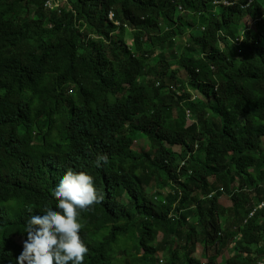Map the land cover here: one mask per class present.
Returning <instances> with one entry per match:
<instances>
[{"label":"trees","instance_id":"obj_1","mask_svg":"<svg viewBox=\"0 0 264 264\" xmlns=\"http://www.w3.org/2000/svg\"><path fill=\"white\" fill-rule=\"evenodd\" d=\"M66 1H68L69 10L60 9L59 14L58 11H55L57 13L54 14V12L45 9L44 4L47 0H0V73L6 68L0 74V77H2L0 78V84L3 86V90H0V129L4 128V132L0 130V136H3L0 137V157H3V159L0 158V178L2 177L0 179V198H2L0 199V228L5 229L6 227V230H3L4 233L0 230V254L2 255L0 263L6 264L14 258L16 259L20 250L18 245H14V241L20 238L27 239V234L23 230L32 214L27 210L28 205H30V208H34L33 212L35 214L39 215L43 214V209L46 206L55 208L56 200L52 196V190L60 177L69 168H73L74 171H84L90 174L94 179V185L98 193L100 192L106 197L101 203L96 204L97 208L94 205L93 209L90 210L91 212H82L83 214L80 215V222L85 227V229L82 228L80 235L89 249L83 264H152V259L158 252H164L165 264H203L194 256L200 246L203 249L202 257L207 260L206 264H217V260L224 256L225 252L229 256L226 264H231V262L235 264L234 259H236V264H239V262H242V264L243 262L244 264H256L258 259L264 258V209L250 220L247 219L251 209L257 204L253 205V202L245 197L249 193L255 192L259 197L258 200H255V203L264 200V198L261 199V197H264V0H253L254 2L252 0ZM193 4L194 6H192ZM218 7L220 8L218 9ZM195 9L198 10L194 11ZM254 9L259 14L256 15L255 12H252ZM237 10L241 11L240 14ZM113 13L116 18L114 21L111 20V16H114ZM117 13L118 15H116ZM52 14L53 16H51ZM124 14L128 15V18ZM67 16L71 17L68 18ZM196 16H199L198 22L197 18H194ZM245 18L254 26L248 28L241 25ZM52 21L54 22L52 23ZM123 29L126 31L124 32ZM196 29L200 32L203 31L201 36L199 35L200 38L196 34ZM166 34L168 35L165 36ZM172 34L176 36L174 37ZM212 34H216V37ZM138 35L139 37H137ZM195 36L196 38H193ZM205 38L209 40H205ZM147 40L149 41L146 42ZM228 42L230 43L228 44ZM172 44L173 46H171ZM85 47L86 49H84ZM223 50L224 53L222 54ZM225 50L227 51L225 52ZM99 51L101 54H99ZM227 53L229 56H227ZM81 55L87 56L86 59ZM202 55H209L210 57L208 56V59L205 60ZM219 56H222V59ZM168 59L177 67L172 68L171 66V69H169L170 66L166 61ZM219 60L225 62L220 63ZM62 61L63 63H60ZM108 61L113 65L107 64ZM120 61L126 67L124 65L122 67ZM94 62H96L95 65H93ZM68 63L70 64L69 67L67 66ZM230 63L232 64L230 65ZM3 64L4 66H2ZM11 64L14 66L13 69ZM65 65L67 69H65ZM62 67L64 71L61 70ZM80 69L82 70L80 71ZM180 70H184L187 76L186 81L180 76ZM234 72L238 75L236 76ZM85 74L90 77L88 75L87 78L84 77ZM98 75L102 77L99 76L101 77L99 78ZM132 75L134 78L131 77ZM242 75L243 77H241ZM92 76L95 78H91ZM106 78L110 79L107 80ZM114 81H117V83ZM1 85L0 89H2ZM242 87L245 88L242 89ZM55 88H57V92ZM230 88H233V90ZM80 89L85 90L84 94ZM245 92H247V95ZM93 94L95 98L92 96ZM47 97L49 99H46ZM87 97L91 102H87L89 101ZM91 97L94 99L92 100ZM75 98L77 101H75ZM58 100L59 103L57 104ZM78 100H81V103ZM242 100H245L247 105L244 102L242 106H239V104H242ZM63 101L64 103H62ZM173 101L176 103H173ZM250 101L255 104L250 103V105ZM235 102H238V104ZM223 104L224 106H222ZM248 104L250 109H248ZM44 109L47 110L44 111ZM169 109L171 113L168 114ZM246 109H248L247 113ZM84 110L88 111L86 115ZM187 111L190 114H187ZM234 111H236L235 114ZM52 112L56 113L54 117ZM65 115L67 119H70L67 120ZM93 116L97 119L94 120ZM170 119L171 122H169ZM162 120H165L164 123ZM59 123L61 125L58 126ZM52 124L55 126L53 127ZM60 126L63 129H59ZM29 127L33 128L32 136ZM23 129H25L24 132ZM126 132L128 133L126 134ZM70 134L72 135L70 136ZM101 135H103L102 138ZM119 135L122 137H118ZM115 138H118L117 143ZM123 139L126 140H124L126 144L123 143ZM23 140L25 141L23 142ZM70 142L75 144V147ZM65 145L72 148L69 149ZM76 145L80 146L77 147ZM174 145L179 146L180 151H176ZM34 146L35 149L37 148L36 150ZM38 147L41 149L40 151ZM27 148L30 149L27 151ZM70 150L71 152H68ZM3 151H6L5 154ZM127 151L129 155L125 156ZM29 152L30 154H28ZM112 152L115 154L111 155ZM16 153H18L17 156L21 153V156L16 158ZM132 153L135 154L132 155ZM63 154H65V158ZM4 156L8 158L5 157L4 159ZM100 156H107V163L101 161L102 166L97 167L96 160ZM113 156L115 162L112 159ZM119 156L124 158L123 163L125 162V164H122ZM165 156L167 158H164ZM9 157L11 161H8ZM137 157L138 159H136ZM156 158H159L158 161H156ZM125 160L128 162L126 163ZM115 165H117L116 168ZM120 166L123 167L120 168ZM112 168L114 173L109 170ZM92 172H96L97 175L94 174L97 177ZM144 172L148 173L150 178ZM161 175L162 177H160ZM212 177H214V181ZM147 179L148 182H146ZM25 184L27 185L24 186ZM9 187L11 188L9 189ZM222 188L225 189V192L220 191ZM19 191L22 193L20 194ZM24 191L25 193H23ZM5 193L9 196L7 197ZM227 193L232 196L233 205L231 207L224 206L220 200ZM11 199L13 201L18 199L16 202L20 205L23 204L22 207L16 206V202L12 203L13 206ZM242 199L244 200L242 201ZM10 206L13 208L14 214ZM237 206H241V208H237ZM16 207L17 210L14 209ZM244 210L249 211L244 213ZM221 211L224 212L223 215ZM25 212L27 213L25 214ZM246 219L247 224L244 225ZM12 223L15 224V226L13 225L15 229H9ZM227 224L229 228L231 227L230 229L237 226L238 231L235 234L238 235L227 232L226 230H229L225 228ZM22 225L24 226L22 227ZM8 230L14 231L7 235L5 232ZM219 232H223L224 235L221 237ZM2 244L6 248H3ZM9 246H13V249ZM5 251H8L7 254ZM14 261L17 262V259Z\"/></svg>","mask_w":264,"mask_h":264},{"label":"clouds","instance_id":"obj_2","mask_svg":"<svg viewBox=\"0 0 264 264\" xmlns=\"http://www.w3.org/2000/svg\"><path fill=\"white\" fill-rule=\"evenodd\" d=\"M61 9L69 10L68 1H65ZM114 19L115 16L113 19L111 16V20L114 21ZM202 56L207 60L209 55ZM101 161L107 163V156L97 158V167L102 166ZM221 191L225 192V189ZM52 196L56 200L55 208L46 206L42 215L35 214L32 208L27 209L29 213H32L23 230L27 234V239L20 238L14 241V245H18L20 250L16 258L17 262H7L6 264H83L89 249L80 235L83 228L80 215L82 212L91 210L94 205L101 203L104 196L102 193H98L94 179L90 174L84 171L77 172L71 168L60 177L52 190ZM226 196L232 198L228 193ZM258 198L249 200L253 202V205L257 204L251 209L247 218L249 220L264 209V200L255 203ZM247 219L244 221V225L247 224ZM226 227L229 228V225H225ZM226 231L235 234L238 227L229 228ZM219 234L221 237L224 235L223 232H219ZM202 254L203 249L200 246L194 256L206 264L207 260L202 257ZM227 258H229L228 255ZM227 258L221 256L217 260V264H226ZM260 261H264V258L258 259L256 264ZM152 264H165L164 252L156 253L152 259Z\"/></svg>","mask_w":264,"mask_h":264},{"label":"bare ground","instance_id":"obj_3","mask_svg":"<svg viewBox=\"0 0 264 264\" xmlns=\"http://www.w3.org/2000/svg\"><path fill=\"white\" fill-rule=\"evenodd\" d=\"M142 1H143V0H142ZM166 1H167V0H166ZM188 1H189V0H188ZM202 1H204V0H202ZM202 1H201V3H202ZM252 1H253V0H252ZM109 2H110V1H109ZM175 2H176V0H175ZM185 2H186V1H185ZM213 2H214V1H213ZM213 2H212V3H213ZM240 2H241V1H240ZM243 2H244V1H243ZM253 2H254V1H253ZM61 3H62V2H61ZM189 3H190V2H189ZM201 3H200V4H201ZM205 3H206V2H205ZM215 3H216V2H215ZM256 3H258V2H256ZM63 4H64V3H63ZM126 4H127V3H126ZM132 4H133V1H132ZM138 4H139V3H138ZM141 4H143V2H141ZM185 4H186V3H185ZM197 4H198V3H197ZM197 4H196V5H197ZM231 4H232V3H231ZM259 4H260V3H259ZM261 4H262V3H261ZM129 5H130V4H129ZM134 5L136 6V4H134ZM182 5H183V4H182ZM189 5H191V4H189ZM202 5H203V3H202ZM213 5H214V4H213ZM219 5H220V4H219ZM234 5H235V4H234ZM237 5H238V4H237ZM241 5H242V3H241ZM253 5H254V4H253ZM125 6H126V5H125ZM135 6H134V8H135ZM139 6H141V5H139ZM139 6H138V7H139ZM192 6H194V4H193ZM206 6H207V5H206ZM175 7H176V6H175ZM185 7L187 8L186 5H185ZM201 7H202V6H201ZM203 7H204V6H203ZM203 7H202V8H203ZM223 7H224V6H223ZM232 7H233V6H232ZM244 7H245V6H244ZM254 7H255V6H254ZM263 7H264V6H263ZM74 8H75V6H74ZM173 8H174V7H173ZM176 8H178V7H176ZM188 8H189V7H188ZM192 8H193V7H192ZM198 8H199V7H198ZM219 8H220V7H218V9H219ZM237 8H238V7H237ZM237 8H236V9H237ZM259 8H260V7H259ZM145 9H146V8H145ZM170 9L172 10V8H170ZM221 9H222V8H221ZM61 10H62V9H61ZM140 10H142V9L140 8ZM143 10H144V9H143ZM185 10H186V9H185ZM196 10H198V9H195L194 11H196ZM200 10H201V9H200ZM204 10H205V9H204ZM211 10H212V9H211ZM215 10H216V9H215ZM222 10H223V9H222ZM226 10H227V9H226ZM257 10H258V9H257ZM257 10H256V11H257ZM111 11H112V10H111ZM116 11H117V10H116ZM124 11H125V10H124ZM124 11H123V13H124ZM144 11H145V10H144ZM218 11H219V10H218ZM233 11H234V10H233ZM245 11H246V10H245ZM247 11H248V10H247ZM261 11H262V10H261ZM263 11H264V10H263ZM61 12H62V11H61ZM64 12H66V11H64ZM126 12H127V11H126ZM130 12H131V10H130ZM173 12H175V11H173ZM200 12H201V11H200ZM212 12H213V11H212ZM219 12H220V11H219ZM221 12L223 13V11H221ZM224 12H225V9H224ZM237 12H239V10H237ZM240 12H241V11H240ZM240 12H239V14H240ZM252 12H255V9H254V11H252ZM52 13H53V12H52ZM56 13H57V12H56ZM56 13L54 12V14H56ZM128 13H129V12H128ZM137 13H138V12H137ZM144 13H145V12H144ZM169 13H170V12H169ZM204 13H205V12H204ZM228 13H229V12H228ZM255 13H256V12H255ZM257 13H258V12H257ZM257 13H256V15H257ZM50 14H51V13H50ZM66 14H67V13H66ZM69 14H70V13H69ZM76 14H77V13H76ZM109 14H110V13H109ZM109 14H108V16H110ZM113 14H114V13H113ZM129 14H130V13H129ZM177 14H178V13H177ZM194 14H195V13H194ZM229 14H230V13H229ZM233 14L235 15L234 12H233ZM236 14H237V13H236ZM243 14H244V13H243ZM245 14H246V13H245ZM258 14H259V13H258ZM261 14H262V13H261ZM61 15H62V13H61ZM79 15H80V14H79ZM116 15H118V13H117ZM120 15H121V14H120ZM124 15H125V14H124ZM145 15H146V14H145ZM173 15H174V13H173ZM220 15H221V14H220ZM246 15H248V14H246ZM249 15H250V13H249ZM51 16H53V14H52ZM56 16H57V15H56ZM114 16H115V14H114ZM125 16H126V15H125ZM127 16H128V15H127ZM127 16H126V18H128ZM176 16H177V15H176ZM229 16H230V15H229ZM232 16H233V15H232ZM236 16H237V15H236ZM236 16H235V17H236ZM244 16H245V15H244ZM252 16H253V15H252ZM258 16H259V15H258ZM258 16H257V18H258ZM63 17H65V16H63ZM63 17H62V18H63ZM67 17H68V16H67ZM70 17H71V16H69L68 18H70ZM74 17H75V16H74ZM77 17H78V16H77ZM198 17H199V16H198ZM198 17H197V16L194 17V18H197V22H198ZM210 17H211V16H210ZM210 17H209V18H210ZM230 17H231V16H230ZM238 17H239V16H238ZM51 18H53V17H51ZM54 18H55V16H54ZM123 18H124V17H123ZM147 18H149V17H147ZM171 18H172V17H171ZM194 18H193V19H194ZM204 18H205V17H204ZM223 18H224V17H223ZM250 18H251V16H250ZM255 18H256V17H255ZM261 18H262V17H261ZM263 18H264V17H263ZM72 19H73V18H72ZM78 19H79V18H78ZM108 19H109V18H108ZM115 19H116V18H115ZM117 19H118V18H117ZM137 19H138V18H137ZM141 19H142V18H141ZM200 19H201V17H200ZM200 19H199V20H200ZM236 19H237V17H236ZM239 19H240V18H239ZM52 20H53V19H52ZM57 20H58V19H57ZM73 20H74V19H73ZM109 20H110V19H109ZM129 20H130V18H129ZM145 20H146V18H145ZM179 20H180V19H179ZM229 20H230V19H229ZM252 20H253V19H252ZM262 20H263V19H262ZM70 21H71V20H70ZM70 21H69V22H70ZM143 21H144V20H143ZM176 21L178 22V20H176ZM176 21H175V22H176ZM202 21H204V20L202 19ZM230 21H231V20H230ZM235 21H236V20H235ZM238 21H239V20H238ZM48 22H49V21H48ZM53 22H54V21H52V23H53ZM69 22H68V23H69ZM72 22H74V21H72ZM77 22H78V21H77ZM84 22H85V21H84ZM121 22H122V20H121ZM131 22H132V21H131ZM144 22H145V21H144ZM179 22H180V21H179ZM217 22H219V21H217ZM254 22H255V20H254ZM46 23H47V22H46ZM86 23H87V22H86ZM111 23H112V22H111ZM141 23H142V22H141ZM171 23H172V22H171ZM194 23H195V22H194ZM206 23H207V22H206ZM237 23H238V22H237ZM87 24H90V23H87ZM109 24H110V23H109ZM121 24H122V23H121ZM142 24H143V23H142ZM173 24H174V23H173ZM189 24H190V23H189ZM230 24H231V23H230ZM235 24H236V22H235ZM46 25H47V24H46ZM110 25H111V24H110ZM122 25H123V24H122ZM169 25H170V24H169ZM175 25H176V24H175ZM216 25H217V24H216ZM228 25H229V24H228ZM242 25H243V24H242ZM96 26H97V25H96ZM96 26H95V27H96ZM114 26H115V25H114ZM129 26H130V25H129ZM182 26H183V25H182ZM194 26H195V25H194ZM201 26H202V25H201ZM218 26H219V25H218ZM253 26H254V24H253ZM253 26H252V27H253ZM255 26H256V25H255ZM77 27H78V26H77ZM95 27H94V28H95ZM115 27H116V26H115ZM136 27H137V26H136ZM180 27H181V26H180ZM187 27H188V26H187ZM203 27H204V24H203ZM216 27H217V26H216ZM239 27H240V26H239ZM80 28H81V27H80ZM122 28H123V27H122ZM188 28H189V27H188ZM200 28H201V27H200ZM204 28H205V27H204ZM250 28H251V27H250ZM256 28H257V27H256ZM256 28H255V29H256ZM87 29H88V28H87ZM114 29H115V28H114ZM116 29H117V27H116ZM125 29H126V28H125ZM138 29H139V27H138ZM180 29H181V28H180ZM201 29H202V28H201ZM215 29H216V28H215ZM217 29H218V28H217ZM217 29H216V30H217ZM238 29H239V28H238ZM245 29H246V28H245ZM253 29H254V28H253ZM94 30H95V29H94ZM112 30H113V29H112ZM123 30H124V29H123ZM162 30H163V29H162ZM196 30H197V29H196ZM76 31H77V30H76ZM88 31H89V30H88ZM91 31H93V30H91ZM114 31H115V30H114ZM120 31H121V30H120ZM125 31H126V30H124V32H125ZM188 31H189V30H188ZM194 31H195V30H194ZM194 31H193V32H194ZM214 31H215V30H214ZM121 32H122V31H121ZM183 32H184V30H183ZM202 32H203V31H202ZM206 32H207V31H206ZM212 32H213V31H212ZM230 32H231V31H230ZM246 32H247V30H246ZM248 32H249V31H248ZM250 32H251V31H250ZM254 32H255V30H254ZM90 33H91V32H90ZM119 33H120V32H119ZM138 33H139V31H138ZM171 33H172V32H171ZM171 33H169V34H171ZM194 33H195V32H194ZM199 33L201 34V32H199ZM199 33L197 32V34H199ZM204 33H205V32H204ZM210 33H211V32H210ZM262 33H263V32H262ZM121 34H122V33H121ZM129 34H130V33H129ZM134 34H135V33H134ZM150 34H152V33H150ZM182 34H183V33H182ZM192 34H193V33H192ZM206 34H207V33H206ZM206 34H205V35H206ZM213 34H214V33H213ZM213 34H212V35H213ZM248 34H249V33H248ZM250 34H251V33H250ZM257 34H258V33H257ZM167 35H168V34H166L165 36H167ZM172 35H174V34H172ZM187 35H188V34H187ZM205 35H204V36H205ZM215 35H216V34H215ZM215 35H213V36H215ZM225 35H226V34H225ZM232 35H233V33H232ZM241 35H242V34H241ZM243 35L245 36V34H243ZM87 36H88V35H87ZM103 36H104V35H103ZM119 36H120V35H119ZM119 36H117V37L119 38ZM121 36H122V35H121ZM130 36H131V35H130ZM175 36H176V35H174V37H175ZM200 36H201V35H200ZM200 36H199V38H200ZM230 36H231V34H230ZM246 36H247V34H246ZM78 37H79V36H78ZM105 37H106V36H105ZM137 37H139V35H138ZM146 37H147V36H146ZM146 37H145V38H146ZM168 37H169V36H168ZM170 37H171V36H170ZM208 37H209V35H208ZM215 37H216V36H215ZM215 37H214V39H216ZM220 37H221V36H220ZM220 37H219V38H220ZM250 37H251V36H250ZM79 38H80V37H79ZM121 38H122V37H121ZM124 38H125V36H124ZM140 38H141V37H140ZM171 38H172V37H171ZM193 38H196V36L193 37ZM199 38H198V39H199ZM210 38H211V36H210ZM225 38H226V37H225ZM77 39H78V38H77ZM87 39H88V38H87ZM107 39H108V37H107ZM146 39H147V38H146ZM148 39H149V38H148ZM152 39H153V38H152ZM156 39H158V38H156ZM167 39H168V38H167ZM167 39H166V40H167ZM184 39H185V38H184ZM206 39L209 40L208 38H205V40H206ZM212 39H213V38H212ZM223 39H224V38H223ZM231 39H232V38H231ZM245 39H246V38H245ZM245 39H244V40H245ZM251 39H252V38H251ZM96 40H97V39H96ZM111 40H112V39H111ZM119 40H120V38H119ZM144 40H145V39H144ZM154 40H155V39H154ZM190 40H191V39H190ZM193 40H194V39H193ZM221 40H222V39H221ZM256 40H258V39H256ZM259 40H261V39L259 38ZM84 41H85V40H84ZM93 41H94V40H93ZM148 41H149V40H147L146 42H148ZM156 41H157V40H156ZM164 41H165V40H164ZM169 41H170V40H169ZM178 41H179V37H178ZM181 41H182V40H181ZM210 41H211V40H210ZM222 41H223V40H222ZM224 41H225V39H224ZM224 41H223V42H224ZM261 41H262V40H261ZM75 42H76V40H75ZM81 42H82V41H81ZM112 42H113V41H112ZM144 42H145V41H144ZM150 42H151V41H150ZM161 42H163V41L161 40ZM171 42H172V41H171ZM187 42H188V41H187ZM206 42H207V41H206ZM206 42H204V43H206ZM212 42H213V41H212ZM240 42H241V41H240ZM77 43H78V42H77ZM77 43H76V44H77ZM173 43H176V42H173ZM179 43H180V42H179ZM182 43H183V42H182ZM210 43H211V42H210ZM213 43H214V42H213ZM229 43H230V42H228V44H229ZM87 44H88V43H87ZM102 44H103V41H102ZM156 44H157V43H156ZM186 44H187V43H186ZM245 44H246V43H245ZM89 45H90V44H89ZM91 45H92V44H91ZM100 45H101V44H100ZM108 45H109V44H108ZM154 45H155V44H154ZM167 45H168V44H167ZM180 45H181V44H180ZM226 45H227V42H226ZM226 45H225V46H226ZM82 46H83V44H82ZM95 46H96V45H95ZM135 46H136V45H135ZM155 46H156V45H155ZM168 46H169V45H168ZM171 46H173V44H172ZM210 46H213V45H210ZM246 46H248V45H246ZM83 47H84V46H83ZM231 47H232V45H231ZM90 48H91V47H90ZM132 48H133V46H132ZM234 48H235V47H234ZM84 49H86V47H85ZM87 49H88V48H87ZM127 49H128V48H127ZM216 49H217V48L215 47V50H216ZM227 49H228V48H227ZM77 50H78V49H77ZM77 50H76V51H77ZM79 50H80V49H79ZM97 50H98V49H97ZM131 50H132V49H131ZM137 50H138V48H137ZM157 50H158V49H157ZM173 50H174V49H173ZM175 50H176V49H175ZM177 50H178V49H177ZM232 50H233V49H232ZM76 51H74V52H76ZM125 51H126V50H125ZM128 51H129V50H128ZM169 51H170V50H169ZM226 51H227V50H225V52H226ZM228 51H229V50H228ZM85 52H86V51H85ZM99 52H100V51H99ZM133 52H134V51H133ZM144 52H145V51H144ZM178 52H179V51H178ZM78 53H79V52H78ZM89 53L91 54V52H89ZM142 53H143V52H142ZM175 53H176V52H175ZM217 53H218V52H217ZM219 53H220V52H219ZM223 53H224V50H223L222 54H223ZM94 54H95V53H94ZM99 54H101V52H100ZM138 54H139V53H138ZM140 54H141V53H140ZM148 54H149V53H148ZM164 54H165V53H164ZM169 54H170V53H169ZM211 54H212V53H211ZM211 54H210V55H211ZM61 55H62V54H61ZM77 55H78V54H77ZM83 55H84V54H83ZM102 55H103V54H102ZM102 55H100V56H102ZM167 55H168V54H167ZM170 55H171V54H170ZM220 55H221V54H220ZM3 56H5V55H3ZM3 56H2V57H3ZM134 56H135V55H134ZM136 56H137V55H136ZM224 56H225V55H224ZM227 56H229L228 53H227ZM230 56H231V55H230ZM81 57H84V56L81 55ZM86 57H87V56H86ZM86 57H84V58L86 59ZM91 57H92V56H91ZM209 57H210V56H209ZM216 57H217V56H216ZM219 57H220V56H219ZM221 57H222V56H221ZM221 57H220V58H221ZM233 57H234V56H233ZM60 58H61V57H60ZM92 58H93V57H92ZM101 58H102V57H101ZM200 58H201V57H200ZM211 58H212V57H211ZM220 58H219V59H220ZM87 59H88V58H87ZM124 59H125V58H124ZM213 59H214V58H213ZM221 59H222V58H221ZM231 59H232V58H231ZM234 59H235V58H234ZM91 60H92V59H91ZM102 60H103V58H102ZM105 60H106V59H105ZM215 60H216V59H215ZM59 61H60V60H59ZM69 61H70V60H69ZM92 61H94V60H92ZM95 61H96V60H95ZM116 61H117V60H116ZM204 61H205V60H204ZM219 61H221V60H219ZM222 61H223V60H222ZM222 61H221L220 63H224V62H225V61H224V62H222ZM226 61H227V60H226ZM231 61H233V60H231ZM67 62H68V61H67ZM85 62H86V60H85ZM104 62L106 63L107 61H104ZM120 62H121V61H120ZM228 62H229V61H228ZM60 63H63V61L60 62ZM71 63H72V62H71ZM99 63H101V62H99ZM109 63H110V62L108 61L107 64H109ZM115 63H117V62H115ZM124 63H125V62H124ZM218 63H219V62H218ZM236 63H237V62H236ZM15 64H16V63H15ZM72 64H74V63H72ZM86 64H89V63H86ZM90 64H91V63H90ZM95 64H96V62L93 63V65H95ZM102 64H103V62H102ZM107 64H106V65H107ZM110 64H112V63H110ZM151 64H152V63H151ZM165 64H166V63H165ZM176 64H178V63H176ZM231 64H232V63H230V65H231ZM6 65H7V64H6ZM6 65H5V66H6ZM61 65H62V64H61ZM61 65H60V67H61ZM69 65H70V64L68 63L67 66L69 67ZM79 65H81V64H79ZM112 65H113V64H112ZM123 65H124V64H122V62H121V66H122V67H123ZM155 65H156V64H155ZM162 65H163V64H162ZM206 65H207V64H206ZM228 65H229V64H228ZM2 66H4V64H3ZM11 66H12V69H13L14 66H13L12 64H11ZM91 66H92V65H91ZM103 66H105V65H103ZM117 66H119V65H117ZM124 66L126 67V65H124ZM235 66H236V64L234 65V68H235ZM240 66H242V65H240ZM240 66H239V67H240ZM74 67H75V66H74ZM79 67H80V66H79ZM114 67H115V66H114ZM163 67H164V66H163ZM163 67H162V69H163ZM239 67H238V69H239ZM1 68H2V67H1ZM10 68H11V67H10ZM86 68H87V67H86ZM86 68H85V69H86ZM88 68H89V67H88ZM101 68H102V67H101ZM107 68H109V67H107ZM115 68H116V67H115ZM117 68H118V67H117ZM128 68H129V67H128ZM208 68H210V67H208ZM229 68H230V67H229ZM243 68H245V67L243 66ZM3 69H4V68H3ZM5 69H6V68H5ZM5 69H4V70H5ZM58 69H59V68H58ZM60 69H61V68H60ZM60 69H59V70H60ZM65 69H67V68H66V65H65ZM82 69H83V68H82ZM82 69H80V71H81ZM89 69H90V68H89ZM93 69H94V68H93ZM112 69H113V68H112ZM131 69H132V67H131ZM135 69H136V68H135ZM159 69H160V68H159ZM159 69H158V70H159ZM4 70H3L2 72H4ZM61 70H63V67H62ZM86 70H87V69H86ZM90 70L92 71V69H90ZM90 70H89V71H90ZM113 70H114V69H113ZM149 70H150V69H149ZM154 70H155V69H154ZM167 70H168V68H167ZM234 70H235V69H234ZM8 71H9V69H8ZM63 71H64V70H63ZM65 71H66V70H65ZM71 71H72V69H71ZM73 71H74V70H73ZM87 71H88V70H87ZM91 71H90V72H91ZM151 71L154 72L152 69H151ZM156 71H157V70H156ZM236 71H238V70H236ZM245 71H246V70H245ZM2 72H1V73H2ZM75 72H76V71H75ZM84 72H86V71H84ZM90 72H89V75H90ZM94 72H95V71H94ZM148 72H149V71H148ZM243 72H244V71H243ZM246 72H247V71H246ZM1 73H0V74H1ZM7 73H8V72H7ZM66 73H67V72H66ZM77 73H78V72H77ZM87 73H88V72H87ZM92 73H93V72H92ZM149 73H150V72H149ZM149 73H147V74H149ZM208 73H209V72H208ZM232 73H233V72H232ZM244 73H245V72H244ZM69 74H70V73H69ZM75 74H76V73H75ZM75 74H74V75H75ZM96 74H97V73H96ZM96 74H95V75H96ZM107 74H109V73H107ZM110 74H111V72H110ZM112 74H113V72H112ZM131 74H132V73H131ZM154 74H155V72H154ZM211 74H212V73H211ZM234 74L236 75V72H234ZM67 75H68V73H67ZM71 75H72V74H71ZM74 75H73V76H74ZM81 75H82V74H81ZM83 75H84V74H83ZM87 75H88V74H87ZM87 75L85 74L84 77H86ZM89 75H88V76H89ZM117 75H118V74H117ZM182 75H183V73H182ZM182 75H180V76H182ZM226 75H227V74H226ZM237 75H238V74H237ZM237 75H236V76H237ZM3 76H4V75H3ZM73 76H72V77H73ZM78 76H80V75L78 74ZM99 76H101V75H98V77H99ZM154 76H155V75H154ZM227 76H228V75H227ZM65 77H66V76H65ZM65 77H64V78H65ZM70 77H71V76H70ZM89 77H90V76H89ZM101 77H102V76H101ZM101 77H99V78H101ZM104 77H105V76H104ZM104 77H103V78H104ZM106 77H107V75H106ZM119 77H120V76H119ZM131 77L134 78L133 75H132ZM225 77H226V76H225ZM241 77H243V75H242ZM0 78H2V77H0ZM67 78H68V77H67ZM79 78H80V77H79ZM86 78H87V77H86ZM91 78H93V76H92ZM94 78H95V77H94ZM94 78H93V79H94ZM110 78H111V77H110ZM110 78H108V79H110ZM114 78H115V77H114ZM114 78H113V79H114ZM133 78H132V80H133ZM178 78H180V77H178ZM68 79H69V78H68ZM106 79H107V78H106ZM106 79H105V81H106ZM108 79H107V80H108ZM113 79H112V80H113ZM141 79H142V77H141ZM235 79H237V78L235 77ZM239 79H240V78H239ZM5 80H6V79H5ZM65 80H66V79H65ZM71 80H72V79H71ZM73 80H75V79H73ZM205 80H206V79H205ZM251 80H252V79H251ZM3 81H4V80H3ZM67 81H68V80H67ZM105 81H104V82H105ZM110 81H111V80H110ZM130 81H131V80H130ZM152 81H153V80H152ZM157 81H158V80H157ZM202 81H203V80H202ZM228 81H229V79H228ZM252 81H253V80H252ZM73 82H74V81H73ZM93 82H94V81H93ZM96 82H98V81H96ZM106 82H107V81H106ZM114 82L117 83V81H114ZM162 82H163V81H162ZM162 82H161V83H162ZM234 82H235V81H234ZM254 82H255V81H254ZM258 82H259V81H258ZM62 83H63V81H62ZM64 83H65V82H64ZM78 83H79V82H78ZM98 83H99V82H98ZM98 83H97V84H98ZM220 83H221V82H220ZM97 84H95V85H97ZM100 84H101V83H100ZM100 84H99V85H100ZM133 84H134V83H133ZM140 84H141V83H140ZM147 84H148V83H147ZM177 84H178V83H177ZM240 84H241V83H240ZM249 84H250V83H249ZM252 84H253V82H252ZM252 84H251V85H252ZM262 84H263V83H262ZM0 85H1V84H0ZM60 85H61V84H60ZM65 85H66V84H65ZM95 85H94V86H95ZM104 85H105V84H104ZM113 85H114V84H113ZM151 85H153V84H151ZM161 85H162V84H161ZM161 85H160V86H161ZM196 85H197V84H196ZM222 85H223V83H222ZM231 85H232V83H231ZM251 85H250V87H251ZM1 86H2V85H1ZM56 86H57V85H56ZM61 86H62V85H61ZM67 86H70V85H67ZM92 86H93V85H92ZM133 86H134V85H133ZM164 86H165V85H164ZM257 86H261V85H257ZM262 86H263V85H262ZM85 87H86V86H85ZM85 87H84V88H85ZM90 87H91V86H90ZM100 87H102V86H100ZM140 87H142V86H140ZM153 87L155 88L154 85H153ZM156 87H157V86H156ZM161 87H162V86H161ZM165 87H168V86L166 85ZM181 87H182V86H181ZM232 87H233V85H232ZM253 87H255V86H253ZM5 88H7V87H5ZM64 88H66V87H64ZM68 88H69V87H68ZM87 88H88V87H87ZM93 88H94V87H93ZM97 88H98V86H97ZM97 88H96V89H97ZM159 88H160V87H159ZM159 88H158V90H159ZM236 88H237V87H236ZM238 88H239V87H238ZM243 88H245V87H242V89H243ZM259 88L262 89L261 87H259ZM9 89H10V88H9ZM56 89H57V88H55V90H56ZM66 89H67V88H66ZM81 89H82V88H81ZM81 89H80V90H81ZM85 89H86V88H85ZM89 89H90V88H89ZM98 89H99V88H98ZM101 89H103V88H101ZM151 89H152V88H151ZM230 89H231V88H230ZM254 89H255V88H254ZM257 89H258V88H257ZM0 90H3V86H2V89H0ZM55 90H53V91H55ZM58 90H59V87H58ZM64 90H65V89H64ZM93 90H94V89H93ZM93 90H92V91H93ZM99 90H100V89H99ZM103 90H104V89H103ZM103 90H102V91H103ZM162 90H164V88H162ZM165 90H166V89H165ZM231 90H233V88H232ZM235 90H236V89H235ZM244 90H245V89H244ZM244 90H243V91H244ZM251 90H252V89H251ZM59 91H60V90H59ZM81 91H82V90H81ZM81 91H79V92L81 93ZM84 91H85V90L83 89L82 94H84V93H83ZM159 91H161V90H159ZM159 91H157V92L159 93ZM172 91H173V90H172ZM245 91H246V90H245ZM253 91H254V90H253ZM253 91H252V92H253ZM56 92H57V90H56ZM93 92H94V91H93ZM95 92H96V91H95ZM97 92H98V90H97ZM97 92H96V93H97ZM174 92H175V91H174ZM214 92H215V91H214ZM228 92H230V91H228ZM241 92H242V90H241ZM257 92H258V91H257ZM60 93H61V92H60ZM77 93H78V92H77ZM90 93H91V89H90ZM98 93H99V92H98ZM100 93H102V92H100ZM153 93H154V92H153ZM178 93H179V92H178ZM196 93H197V92H196ZM207 93H208V92H207ZM243 93H244V92H243ZM245 93H246V95H247V92H245ZM51 94H52V93H51ZM91 94H92V93H91ZM239 94H240V93H239ZM239 94H238V95H239ZM257 94H259V93H257ZM6 95H7V94H6ZM59 95H60V94H59ZM78 95H80V94H78ZM122 95H123V93H122ZM144 95H145V94H144ZM196 95H197V94H196ZM215 95H216V94H215ZM244 95H245V94H244ZM244 95H242V96H244ZM246 95H245V96H246ZM248 95H249V93H248ZM250 95H251V94H250ZM252 95H253V94H252ZM7 96H8V95H7ZM55 96H56V93H55ZM62 96H64V95L62 94ZM62 96H61V97H62ZM76 96H77V95H76ZM81 96H82V95H81ZM81 96H80V98H81ZM85 96H86V94H85ZM88 96H89V94H88ZM92 96L94 97V94H93ZM95 96H96V94H95ZM127 96H128V95H127ZM242 96H241V97H242ZM52 97H53V96H52ZM71 97H72V96H71ZM77 97H78V96H77ZM115 97H116V96H115ZM125 97H126V96H125ZM215 97H216V96H215ZM219 97H221V96H219ZM254 97H255V96H254ZM0 98H1V97H0ZM50 98H51V97H50ZM55 98H56V97H55ZM63 98H64V97H63ZM82 98H83V97H82ZM94 98H95V97H94ZM94 98L91 97L92 100H93ZM160 98H162V97H160ZM195 98H196V97H195ZM242 98H243V97H242ZM245 98H247V97H245ZM3 99H4V97H3ZM46 99H49V98L47 97ZM46 99H45V101H46ZM53 99H54V97H53ZM53 99H52V101H53V103H54V100H53ZM58 99H59V98H58ZM61 99H62V98H61ZM87 99H88V97H87ZM216 99H217V98H216ZM221 99H222V98H221ZM227 99H228V98H227ZM232 99H233V98H232ZM13 100H14V99H13ZM62 100H63V99H62ZM64 100H65V99H64ZM72 100H73V99H72ZM83 100H84V99H83ZM88 100H89V99H88ZM230 100H231V99H230ZM236 100H237V98H236ZM45 101H44V102H45ZM66 101H67V100H66ZM69 101H70V100H69ZM75 101H77L76 98H75ZM78 101H79V100H78ZM80 101H81V100H80ZM80 101H79V103H81ZM84 101H87V100H84ZM133 101H134V100H133ZM168 101H169V100H168ZM218 101H219V100H218ZM238 101H239V98H238ZM1 102H3V101H1ZM60 102H61V101H60ZM67 102H68V101H67ZM71 102H72V101H71ZM71 102H70V103H71ZM73 102H74V100H73ZM87 102H91V101L89 100V101H87ZM139 102H141V101H139ZM169 102H170V101H169ZM228 102H229V101H228ZM244 102L246 103L245 100H244V101L242 100V104H239V106H240V105L242 106ZM46 103H47V102H46ZM53 103L51 102V104H53ZM58 103H59V100L57 101V104H58ZM62 103H64V101H63ZM173 103H176V102L173 101ZM222 103H224V102H222ZM222 103H221V104H222ZM235 103H236V102H235ZM239 103H240V102H239ZM250 103H252V102L250 101L249 104H250ZM253 103H254V102H253ZM253 103H252V104H253ZM5 104H6V103H5ZM8 104H9V103H8ZM41 104H42V103H41ZM60 104H61V103H60ZM84 104H85V103H84ZM207 104H208V103H207ZM236 104H238V102H237ZM249 104H248V106H249ZM254 104H255V103H254ZM44 105H45V104H44ZM74 105H75V104H74ZM86 105L88 106V103H87ZM170 105H171V104H170ZM246 105H247V103H246ZM250 105H251V104H250ZM6 106H7V105H6ZM21 106H22V105H21ZM61 106H62V105H61ZM222 106H224V104H223ZM225 106H226V105H225ZM229 106H231V105H229ZM255 106H256V105H255ZM22 107H23V106H22ZM45 107H46V106H45ZM72 107H73V106H72ZM76 107H77V106H76ZM84 107L87 108L86 106H84ZM84 107H83V108H84ZM130 107H131V106H130ZM168 107H170V106L168 105ZM226 107H227V106H226ZM226 107H225V108H226ZM235 107H236V106H235ZM244 107H245V106H244ZM25 108H26V107H25ZM47 108H48V107H47ZM49 108H51V107L49 106ZM52 108H53V107H52ZM65 108H66V107H65V104H64V109H65ZM78 108L80 109V107H78ZM83 108H82V109H83ZM197 108H198V107H197ZM245 108H246V107H245ZM251 108H252V107H251ZM54 109H55V108H54ZM66 109H67V108H66ZM66 109H65V110H66ZM74 109H75V108H74ZM82 109H81V110H82ZM226 109H227V108H226ZM238 109H239V108H238ZM243 109H244V108H243ZM248 109H250V106H249ZM248 109H246V113L248 112ZM253 109H254V108H253ZM255 109H256V108H255ZM260 109H261V108H260ZM27 110H28V109H27ZM46 110H47V109H44V111H46ZM65 110H63V111L66 112ZM75 110H76V109H75ZM75 110H74V111H75ZM86 110H87V109H86ZM86 110H84V112H86L85 115H86L87 112H88V111H86ZM187 110H188V109H187ZM230 110H231V108H230ZM39 111H40V110H39ZM48 111H49V110H48ZM51 111H52V110H51ZM54 111H55V110H54ZM70 111H71V110H70ZM82 111H83V110H82ZM171 111H172V109H171ZM211 111H213V110H211ZM239 111H240V110H239ZM255 111H256V110H255ZM263 111H264V110H263ZM40 112H41V111H40ZM55 112H56V111H55ZM64 112H63V114H64ZM79 112H81V111H79ZM84 112H83V113H84ZM104 112H105V109H104ZM169 112H170V109H169V111H168V114H169ZM235 112H236V111H234V114H235ZM253 112H254V111H253ZM259 112H260V110H259ZM261 112H262V111H261ZM68 113H69V111H68ZM81 113H82V112H81ZM89 113H90V112H89ZM137 113H138V112H137ZM170 113H171V112H170ZM212 113H213V112H212ZM242 113H243V112H242ZM244 113H245V111H244ZM251 113H252V111H251ZM38 114H39V113H38ZM42 114H44V113H42ZM49 114H50V111H49ZM53 114H54V113L52 112V115H53ZM63 114H62V115H63ZM74 114H75V112H74ZM77 114H78V113H77ZM79 114H80V113H79ZM189 114H190V113H189ZM218 114H219V113H218ZM229 114H230V113H229ZM55 115H56V113L53 115V117H54ZM83 115H84V114H83ZM83 115H82V116H83ZM85 115H84V116H85ZM89 115H90V114H89ZM184 115H185V113H184ZM221 115H222V114H221ZM223 115H224V114H223ZM249 115H250V114H249ZM40 116H41V114H40ZM65 116H66V115H65ZM137 116H138V115H137ZM170 116L172 117V115H170ZM192 116H193V115H192ZM239 116H240V115H239ZM241 116H242V115H241ZM244 116H245V115H244ZM62 117H63V116H62ZM75 117H76V116H75ZM80 117H81V116H80ZM85 117H86V116H85ZM87 117H88V116H87ZM93 117H94V116H93ZM97 117H99V116H97ZM175 117H176V116H175ZM242 117H243V116H242ZM59 118H60V117H59ZM68 118H69V117H68ZM78 118H79V117H78ZM88 118H89V117H88ZM91 118H92V117H91ZM100 118H101V117H100ZM40 119H41V118H40ZM46 119H47V118H46ZM61 119H62V118H61ZM66 119H67V116H66ZM66 119H65V120H66ZM69 119H70V118H69ZM69 119H67V120H69ZM75 119H76V118H75ZM84 119H86V118H84ZM89 119H90V118H89ZM96 119H97V118L94 117V120H96ZM145 119H147V118H145ZM239 119H240V118H239ZM243 119H244V118H243ZM254 119H255V118H254ZM41 120H42V119H41ZM67 120H66V121H67ZM81 120H83V119H81ZM90 120H92V119H90ZM98 120H99V118H98ZM165 120H166V119H165ZM165 120H164V121H165ZM174 120H175V119H174ZM174 120H173V122H174ZM199 120H200V119H199ZM223 120H224V119H223ZM241 120H242V119H241ZM49 121H50V120H49ZM52 121H53V119H52ZM54 121H55V120H54ZM73 121H74V120H73ZM162 121H163V120H162ZM164 121H163V123H164ZM226 121H227V120H226ZM226 121H225V123H226ZM229 121H231V120H229ZM244 121H245V120H244ZM78 122H79V121H78ZM80 122H81V121H80ZM95 122H96V121H95ZM132 122H133V121H132ZM138 122H139V121H138ZM142 122H143V121H142ZM169 122H171V119H170ZM169 122H168V123H169ZM173 122H172V123H173ZM185 122H186V121H185ZM233 122H234V121H233ZM48 123H49V122H48ZM83 123H84V122H83ZM86 123H87V122H86ZM88 123H89V122H88ZM90 123H91V122H90ZM227 123H228V122H227ZM229 123H230V122H229ZM231 123H232V122H231ZM231 123H230V124H231ZM245 123H246V122H245ZM245 123H244V124H245ZM36 124H37V123H36ZM56 124H57V123H56ZM63 124H64V123H63ZM154 124H155V123H154ZM158 124H159V123H158ZM161 124H162V122H161ZM233 124H234V123H233ZM59 125H61V124L59 123L58 126H59ZM85 125H87V124H85ZM144 125H145V124H144ZM174 125H175V124H174ZM198 125H199V124H198ZM240 125H241V124H240ZM38 126H39V125H38ZM52 126H53V124H52ZM54 126H55V125H54ZM54 126H53V127H54ZM82 126H83V125H82ZM154 126H156V125H154ZM232 126L234 127V125H232ZM235 126H236V124H235ZM5 127H6V126H5ZM32 127H34V126H32ZM50 127H51V124H50ZM62 127H63V126H62ZM91 127H92V126H91ZM91 127H90V128H91ZM97 127H98V126H97ZM110 127H111V126H110ZM175 127H176V126H175ZM233 127H232V128H233ZM7 128H8V127H7ZM12 128H13V126H12ZM14 128H15V126H14ZM19 128H20V127H19ZM26 128H27V126H26ZM29 128H30V127H29ZM44 128H45V127H44ZM60 128H61V126L59 127V129H60ZM66 128H67V127H66ZM152 128H154V127H152ZM156 128H157V127H156ZM156 128H154V129H156ZM3 129H4V128H3ZM3 129H0V130H3ZM8 129H9V128H8ZM16 129H17V128H16ZM30 129H31V131H30L31 133H30L29 131H28V132H29V133L31 134V136H32V131H33L32 129H33V128H30ZM56 129H57V128H56ZM61 129H63V128H61ZM64 129H65V128H64ZM98 129H99V128H98ZM124 129H125V128H124ZM184 129H185V128H184ZM241 129H242V128H241ZM26 130H27V129H26ZM53 130H54V129H53ZM57 130H58V129H57ZM65 130H66V129H65ZM74 130H75V129H74ZM87 130H88V129H87ZM92 130H93V129H92ZM95 130H96V128H95ZM141 130H142V129H141ZM180 130H181V129H180ZM233 130H234V129H233ZM6 131H7V129H6ZM9 131L11 132V130H9ZM9 131H8V132H9ZM16 131H17V130H16ZM16 131H14V132L16 133ZM18 131H19V130H18ZM24 131H25V129H23V132H24ZM68 131H69V130H68ZM88 131H90V130H88ZM139 131H140V129H139ZM142 131H143V130H142ZM3 132H4V130H3ZM46 132H47V131H46ZM49 132H50V130H49ZM49 132H48V133H49ZM120 132H121V131H120ZM145 132H146V131H145ZM17 133H18V135H19V132H17ZM37 133L39 134V132H37ZM61 133H62V132H61ZM72 133H73V132H72ZM95 133H96V132H95ZM105 133H106V132H105ZM122 133H123V131H122ZM127 133H128V132H126V134H127ZM175 133H176V132H175ZM0 134H1V133H0ZM5 134H6V133H5ZM8 134H9V133H8ZM30 134H29V135H30ZM46 134H47V133H46ZM50 134H51V133H50ZM63 134H64V133H63ZM91 134H92V133H91ZM93 134H94V133H93ZM93 134H92V135H93ZM100 134H101V133H100ZM115 134H116V131H115ZM119 134H120V133H119ZM139 134H140V133H139ZM142 134H143V133H142ZM3 135H4V134H3ZM10 135H12V134L10 133ZM15 135H16V134H15ZM23 135L25 136V134H23ZM26 135H27V133H26ZM53 135H54V134H53ZM64 135H65V134H64ZM64 135H63V136H64ZM67 135H68V133H67ZM71 135H72V134H70V136H71ZM94 135H96V134H94ZM103 135H104V134H103ZM103 135H101V138H102ZM108 135H109V134H108ZM19 136H20V135H19ZM27 136H28V135H27ZM46 136H48V135H46ZM46 136H45V137H46ZM50 136H51V135H50ZM68 136H69V135H68ZM0 137H3V136H0ZM9 137H10V136H9ZM16 137H18V136L16 135ZM20 137H22V136H20ZM45 137H44V138H45ZM52 137H53V136H52ZM52 137H51V139H52ZM66 137H67V136H66ZM118 137H122V136L119 135ZM154 137H155V136H154ZM157 137H158V136H157ZM6 138H7V137H6ZM6 138H5V139H6ZM40 138H41V137H40ZM47 138H50V137H47ZM56 138H58V137H56ZM68 138H70V137H68ZM71 138H72V137H71ZM9 139H10V138H9ZM14 139H15V137H14ZM18 139H19V137H18ZM53 139H54V138H53ZM104 139H105V138H104ZM107 139H108V138H107ZM107 139H106V140H107ZM109 139H110V138H109ZM109 139H108V140H109ZM115 139H116V138H115ZM117 139H118V138H117ZM117 139H116V143H117ZM2 140H3V139H2ZM6 140H7V139H6ZM21 140H22V139H21ZM21 140H20V141H21ZM28 140H29V139H28ZM46 140H47V139H46ZM48 140H49V139H48ZM62 140H63V139H62ZM124 140H125V139H123V141H124ZM137 140H138V139H137ZM157 140H158V139H157ZM7 141H8V140H7ZM9 141H10V140H9ZM24 141H25V140H23V142H24ZM26 141H27V140H26ZM49 141H50V140H49ZM54 141H55V139H54ZM125 141H126V140H125ZM125 141H124L123 143H125ZM146 141H148V140H146ZM155 141H156V139H155ZM1 142H3V141H1ZM21 142H22V141H21ZM44 142H45V140H44ZM72 142H73V141H72ZM72 142H70V143H72ZM108 142H109V141H108ZM5 143H7V142H5ZM12 143H13V142H12ZM18 143H20V142L18 141ZM76 143H77V142H76ZM82 143H83V141H82ZM110 143H111V142H110ZM120 143H121V142H120ZM157 143H158V142H157ZM1 144H2V143H1ZM13 144H14V143H13ZM23 144H24V143H23ZM43 144H45V143H43ZM49 144H50V142H49ZM49 144H48V145H49ZM72 144H73V143H72ZM114 144H115V143H114ZM125 144H126V143H125ZM14 145H15V144H14ZM19 145H20V144H19ZM27 145H28V144H27ZM73 145H74V147H75V144H73ZM77 145H78V144H77ZM77 145H76V146H77ZM81 145L83 146V144H81ZM123 145H124V144H123ZM127 145H128V144H127ZM129 145H130V143H129ZM140 145H141V144H140ZM2 146H3V145H2ZM5 146H6V144H5ZM11 146H12V145H11ZM11 146H9V147H11ZM44 146H45V145H44ZM50 146H51V145H50ZM65 146H67V148H69V149L72 148V147H69V145H65ZM70 146H71V144H70ZM79 146H80V145H79ZM79 146H77V147H79ZM114 146H115V145H114ZM118 146H119V144H118ZM118 146H117V147H118ZM137 146H138V145H137ZM25 147H26V145H25ZM27 147H28V146H27ZM36 147H37V146H36ZM41 147H42V146H41ZM108 147H109V146H108ZM110 147H111V146H110ZM126 147H128V146H126ZM3 148L5 149V147H3ZM6 148H7V146H6ZM45 148H46V146H45ZM128 148H129V147H128ZM128 148H127V149H128ZM199 148H200V146H199ZM4 149H2V150H4ZM28 149H30V148H27V151H28ZM31 149H32V148H31ZM34 149H35V146H34ZM36 149H37V148H36ZM36 149H35V150H36ZM38 149H39V147H38ZM42 149H43V152H45V151H44V148H42ZM69 149H68V150H69ZM73 149H75V148H73ZM76 149H77V148H76ZM78 149H79V148H78ZM78 149H77V150H78ZM85 149H86V148H85ZM115 149H116V146H115ZM124 149H126V148H124ZM130 149H132V148H130ZM32 150H33V149H32ZM40 150H41V149H39V151H40ZM45 150H46V149H45ZM66 150H67V149H66ZM112 150H113V149H112ZM145 150H146V149H145ZM197 150H198V148H197ZM10 151H11V150H10ZM10 151H9V152H10ZM17 151H18V150H17ZM81 151H83V150H81ZM84 151L86 152V150H84ZM106 151H107V150H106ZM3 152H4V154H5L6 151H3ZM23 152H24V150H23ZM25 152H26V151H25ZM35 152H36V151H35ZM41 152H42V151H41ZM68 152H71V150L68 151ZM75 152H77V151H75ZM75 152H74V153H75ZM113 152H114V151H113ZM113 152H112L111 155L115 154V153H113ZM125 152H126V151H125ZM125 152H124V153H125ZM132 152H134V151H132ZM150 152H151V151H150ZM261 152H262V151H261ZM12 153H14V152H12ZM121 153H123V152H121ZM124 153H123V154H124ZM148 153H149V152H148ZM165 153H167V152H165ZM171 153H172V152H171ZM178 153H179V152H178ZM258 153H260V152H258ZM4 154L2 153V155H4ZM7 154H10V153H7ZM17 154H18V153H16V158L19 157V156H21V153H19V154H20L19 156H17ZM26 154H27V152H26ZM26 154H25V155H26ZM28 154H30V152H29ZM31 154H32V152H31ZM42 154H43V153H42ZM42 154H41V155H42ZM77 154H78V153H77ZM82 154H83V153H82ZM118 154L121 155L120 153H118ZM130 154H131V153H130ZM133 154H135V153H132V155H133ZM146 154H147V153H146ZM146 154H144V155L146 156ZM149 154H151V153H149ZM169 154H170V153H169ZM169 154H168V155H169ZM198 154H199V153H198ZM2 155H1V156H2ZM23 155H24V154H23ZM43 155H44V154H43ZM64 155H65V154H63V156H64ZM70 155H71V153H70ZM73 155H74V154H73ZM75 155H76V154H75ZM80 155H81V154H80ZM86 155H87V154H86ZM128 155H129V154H128V151H127V155H125V156H128ZM137 155H139V154H137ZM160 155H161V154H160ZM162 155H163V154H162ZM162 155H161V156H162ZM166 155H167V154H166ZM260 155H262V154H260ZM14 156H15V155H14ZM63 156H62V157H63ZM87 156H88V155H87ZM114 156H115V155H114ZM114 156L112 157V159L114 158ZM121 156H124V155H121ZM125 156H124V157H125ZM134 156H135V155H134ZM134 156H133V157H134ZM263 156H264V154H263ZM5 157H6V156H4V159H5ZM57 157H59V156H57ZM62 157H61V159H62ZM76 157H77V156H76ZM76 157H75V158H76ZM84 157H85V155H84ZM93 157H94V156H93ZM95 157H96V156H95ZM119 157H120V156H119ZM139 157H140V156H139ZM143 157H144V156H143ZM150 157H151V156H150ZM157 157H159V156H157ZM172 157H173V156H172ZM0 158L3 159V157H0ZM6 158H8V157H6ZM12 158H14V157H12ZM16 158H15V159H16ZM22 158H24V157H22ZM64 158H65V156H64ZM122 158H123V157H122ZM122 158L120 157V159L122 160V164H125V162L123 163L124 158H123V159H122ZM128 158H129V157H127V159H128ZM145 158L147 159V157H145ZM160 158H161V157H160ZM164 158H167V156H165ZM18 159H19V158H18ZM47 159H49V158L47 157ZM56 159H57V158H56ZM87 159H88V158H87ZM95 159H96V158H95ZM116 159H117V158H116ZM127 159H126V160H127ZM136 159H138V157H137ZM146 159H145V161H147ZM149 159H151V158H149ZM156 159H157V158H156ZM156 159H155V160H156ZM158 159H159V158H158ZM158 159H157L156 161H158ZM205 159H206V158H205ZM49 160H50V159H49ZM57 160H60V159H57ZM63 160H64V159H63ZM70 160H71V159H70ZM114 160H115V159H113V161H114ZM117 160H118V159H117ZM126 160H125V161H126ZM208 160H209V159H208ZM4 161L6 162L7 160H4ZM8 161H11V160H10V157H9V160H8ZM17 161H18V160H17ZM53 161H55V160H53ZM85 161H86V160H85ZM128 161H130V159H128ZM128 161H126V163H127ZM51 162H52V161H51ZM83 162H84V161H83ZM110 162H111V161H110ZM114 162H115V161H114ZM152 162H153V161H152ZM169 162H170V161H169ZM169 162H168V163H169ZM8 163H9V162H8ZM61 163H63V162L61 161ZM87 163H88V162H87ZM87 163H86V164H87ZM116 163H117V162H116ZM118 163H119V162H118ZM168 163H167V164H168ZM55 164H56V162H55ZM130 164H131V163H130ZM165 164H166V163H165ZM57 165H58V164H57ZM62 165H63V164H62ZM119 165H120V164H119ZM150 165H152V164H150ZM150 165H149V166H150ZM87 166H88V165H87ZM116 166H117V165H115V168H116ZM125 166H126V165H125ZM107 167H108V166H107ZM122 167H123V166H122ZM122 167L120 166V168H122ZM90 168H91V166H90ZM109 168H110V167H109ZM118 168H119V166H118ZM72 169H73V168H72ZM93 169H94V168H93ZM93 169H92V170H93ZM98 169H99V168H98ZM107 169H108V168H107ZM147 169H148V168H147ZM99 170H100V169H99ZM109 170H110L111 172L113 171V173H114V169H113V168H112V169H109ZM143 170L145 171V169H143ZM2 172L5 173L4 171H2ZM111 172H110V173H111ZM149 172H150V170H149ZM45 173H46V171H45ZM92 173H93V172H92ZM94 173L96 174V172H94ZM94 173H93V174H94ZM101 173H102V172H101ZM116 173H117V172H116ZM116 173H115V174H116ZM119 173H120V172H119ZM139 173H140V172H139ZM144 173H145V172H144ZM150 173H151V172H150ZM0 174H1V173H0ZM95 174H94V175H95ZM98 174H100V173H98ZM145 174H146V176H148V173H145ZM152 174H153V173H152ZM152 174H151V175H152ZM94 175H93V176H94ZM96 175H97V174H96ZM96 175H95V176H96ZM112 175H113V174H112ZM112 175H110V176H112ZM155 175H156V174H155ZM3 176H4V175H3ZM100 176H101V175H100ZM115 176H116V175H115ZM158 176H159V175H158ZM4 177H5V176H4ZM4 177H3V178H4ZM96 177H97V176H96ZM98 177H99V176H98ZM106 177H107V176H106ZM137 177H138V176H137ZM144 177H145V175H144ZM148 177L150 178V176H148ZM151 177H152V176H151ZM160 177H162V175H161ZM166 177H168V176H166ZM230 177H231V176H230ZM9 178H10V177H9ZM14 178H15V177H14ZM17 178H18V177H17ZM17 178H16V179H17ZM100 178H102V177H100ZM104 178H105V176H104ZM104 178H103V179H104ZM114 178L116 179V177H114ZM146 178H147V177H146ZM0 179H2V177H1ZM4 179H5V178H4ZM95 179H96V178H95ZM10 180H11V179H10ZM10 180H9V181H10ZM19 180H21V179H19ZM100 180H101V179H100ZM143 180H144V179H143ZM229 180H230V178H229ZM2 181H3V180H2ZM11 181H12V180H11ZM13 181H14V180H13ZM22 181H23V180H22ZM51 181H52V180H51ZM51 181H50V183L53 182V181H52V182H51ZM97 181H98V180H97ZM106 181H107V180H106ZM4 182H5V181H4ZM6 182H8V181H6ZM15 182H16V181H15ZM146 182H148V179H147ZM10 183H11V182H10ZM108 183H109V181H108ZM226 183H227V182H226ZM11 184H12V183H11ZM14 184H15V183H14ZM14 184H13V186H15ZM17 184H18V183H17ZM48 184H49V183H48ZM96 184H97V183H96ZM98 184H99V183H98ZM228 184H229V182H228ZM1 185H2V184H1ZM3 185H4V184H3ZM3 185H2V186H3ZM26 185H27V184H25L24 186H26ZM28 185H29V184H28ZM104 185H105V184H104ZM108 185H109V184H108ZM110 185H111V184H110ZM110 185H109V186H110ZM113 185H114V184H113ZM229 185H230V184H229ZM241 185H242V183H241ZM246 185H247V182H246ZM7 186H8V184H7ZM11 186H12V185H11ZM17 186H18V185H17ZM230 186H231V185H230ZM20 187H21V186H20ZM103 187H104V186H103ZM103 187H102V188H103ZM243 187H244V186H243ZM10 188H11V187H9V189H10ZM27 188H28V187H27ZM109 188H110V187H109ZM114 188H115V187H114ZM215 188H216V187H215ZM215 188H214V189H215ZM1 189H3V188H1ZM16 189H17V188H16ZM21 189H22V188H21ZM112 189H113V188H112ZM217 189H218V188H217ZM18 190H19V189H18ZM18 190H17V192H18ZM23 190H24V188H23ZM23 190H22V191H23ZM98 190H100V189H98ZM244 191H245V190H244ZM244 191H242V192H244ZM15 192H16V191H15ZM19 192H20V191H19ZM7 193H8V192H7ZM21 193H22V192H20V194H21ZM23 193H25V191H24ZM99 193H100V192H99ZM208 193H209V192H208ZM230 193H231V192H230ZM15 194H16V193H15ZM18 194H19V193H18ZM20 194H19V195H20ZM231 194H232V193H231ZM241 194H242V193H241ZM5 195H6V193H5ZM22 195H23V194H22ZM110 195H111V194H110ZM110 195H108V196H110ZM175 195H176V194H175ZM223 195H224V194H223ZM6 196H7V195H6ZM8 196H9V195H8ZM8 196H7V197H8ZM10 196H11V195H10ZM15 196H16V195H15ZM150 196H151V195H150ZM243 196H244V195H243ZM169 197H171V196H169ZM214 197H215V196H214ZM216 197H217V195H216ZM240 197H242V196H240ZM18 198H19V197H18ZM104 198H106V197H104ZM174 198H175V197H174ZM223 198H224V197H223ZM0 199H2V198H0ZM6 199H8V198H6ZM9 199H10V198H9ZM13 199H14V198H13ZM158 199H159V198H158ZM167 199H168V198H167ZM169 199H170V198H169ZM213 199H214V198H213ZM11 200H12V199H11ZM14 200H15V199H14ZM17 200H18V199H17ZM17 200H16V201H17ZM105 200H106V199H105ZM159 200H160V199H159ZM170 200H171V199H170ZM216 200H217V199H216ZM237 200H238V199H237ZM243 200H244V199H242V201H243ZM2 201L4 202V200H2ZM12 201H13V200H12ZM16 201L11 202V204H12V203L14 204V202H16ZM39 201H40V200H39ZM207 201H208V199H207ZM209 201H210V200H209ZM7 202H9V201H7ZM165 202H166V201H165ZM182 202H183V201H182ZM211 202H212V201H211ZM16 203H17V202H16ZM16 203H15V205H16V206L18 205V207H22V205H23V204L20 205V204H18V203L16 204ZM21 203H22V201H21ZM213 203H214V202H213ZM9 204H10V203H9ZM13 204H12V205H13ZM38 204H39V203H38ZM171 204H172V203H171ZM215 204H216V203H215ZM215 204H214V205H215ZM241 204H242V203H241ZM26 205H27V204H26ZM218 205H219V204H218ZM236 205H237V204H236ZM239 205H240V204H239ZM4 206H5V205H4ZM13 206H14V205H13ZM28 206H29V208H30V205H28ZM93 207H94V206H93ZM215 207H216V206H215ZM243 207H244V206H243ZM2 208H3V207H2ZM7 208H8V207H7ZM7 208H5V209H7ZM10 208H12V207L10 206ZM24 208H25V207H24ZM26 208H27V207H26ZM36 208H37V207H36ZM43 208H44V207H43ZM95 208H97V205H96ZM176 208H177V207H176ZM218 208H219V206H218ZM237 208H241V206H239V207L237 206ZM3 209H4V208H3ZM14 209L17 210L18 208L16 207V208H14ZM19 209L21 210L22 208H19ZM32 209H34V208L32 207ZM92 209H93V208H92ZM151 209H152V208H151ZM216 209H217V208H216ZM221 209H222V208H221ZM231 209H233V208H231ZM231 209H230V210H231ZM242 209H243V208H242ZM1 210H2V209H1ZM11 210L13 211V208H12ZM11 210H10V211H11ZM20 210H18V211H20ZM24 210H25V209H24ZM152 210H153V209H152ZM170 210H171V209H170ZM2 211H3V210H2ZM34 211H35V210H34ZM89 211H90V210H89ZM231 211H232V210H231ZM248 211H249V210H247V211L244 210V213H245V212H248ZM5 212H6V210H5ZM23 212H24V211H23ZM85 212H86V211H85ZM90 212H91V211H90ZM221 212H222V211H221ZM221 212H220V213H221ZM9 213H10V212H9ZM26 213H27V212H25V214H26ZM214 213H215V212H214ZM240 213H241V212H240ZM7 214H8V211H7ZM11 214H12V212H11ZM11 214H10V215H11ZM13 214H14V211H13ZM16 214H17V213H16ZM16 214H15V215H16ZM19 214H20V213H19ZM82 214H83V213H82ZM84 214H85V213H84ZM90 214H91V213H90ZM223 214H224V212H222V215H223ZM1 215H3V214H1ZM4 215H5V214H4ZM85 215H87V214H85ZM5 216H8V215H5ZM18 216H19V215H18ZM18 216H17V217H18ZM163 216H164V215H163ZM215 216H216V215H215ZM230 216H231V214H230ZM17 217H16V218H17ZM166 217H167V216H166ZM216 217H217V216H216ZM236 217H237V216H236ZM6 218H8V217H6ZM13 218H15V217H13ZM220 218H221V217H220ZM247 218H248V217H247ZM9 219H10V218H9ZM11 219H12V215H11ZM0 220H1V219H0ZM4 220H5V218H4ZM14 220H15V219H14ZM222 220H223V219H222ZM227 220H228V218H227ZM6 221L9 222L8 220H6ZM6 221H5V223H6ZM243 221H244V220H243ZM3 222H4V221H3ZM10 222H11V221H10ZM191 222H192V221H191ZM1 223H2V222H1ZM5 223H4V224H5ZM13 223H14V222H13ZM13 223H12V225H10V226H12V227H10V226L8 225V226H9V229H10V228L15 229V227H13V225L15 226V224H13ZM17 223H18V222H17ZM23 223H24V222H23ZM187 223H188V222H187ZM221 223H222V222H221ZM225 223H226V222H225ZM255 223H256V222H255ZM8 224H9V223H8ZM20 224H21V223H20ZM16 225H17V224H16ZM241 225H242V224H241ZM6 226H7V225H6ZM23 226H24V225H22V227H23ZM4 227H5V226H4ZM239 227H240V226H239ZM83 228L85 229V227H83ZM226 228H227V227H226ZM230 228H231V227H230ZM7 229H8V227H7ZM227 229H229V228H227ZM0 230H2L1 232L4 233V231L6 230V227H5V229H3V227H2V229L0 228ZM3 230H4V231H3ZM11 231H14V230H11ZM11 231L8 230V231L5 232V233H7V235H8V234L10 235ZM3 233H2V235H3ZM7 235H6V236H7ZM2 237H3V236H2ZM2 237H1V238H2ZM7 237H8V236H7ZM9 237H10V236H9ZM4 238H5V236H4ZM2 239H3V238H2ZM3 241L5 242L4 239H3ZM4 242H3V244H4ZM3 244H2V247H3ZM6 244H7V243H6ZM199 244H200V243H199ZM10 245H11V244H10ZM12 245H13V244H12ZM4 246H5V244H4ZM7 246H8V245H7ZM9 247H11V246H9ZM12 247H13V246H12ZM12 247H11V248H12ZM3 248H6V247H3ZM12 249H13V248H12ZM7 250H8V249H7ZM5 252H6V251H5ZM7 252H8V251H7ZM7 252H6V254H7ZM9 252H11V251H9ZM14 252H15V251H14ZM11 253L13 254V252H11ZM6 254H5V255H6ZM0 255H1V254H0ZM9 255H11V254H9ZM261 255H262V254H261ZM251 256H252V255H251ZM0 257H2V255H1ZM10 257H11V256H10ZM10 257H9V259H10ZM13 257H14V255L12 256V258H13ZM15 257H16V256H15ZM237 257H238V256H237ZM252 257H254V256H252ZM257 257H258V255H257ZM258 258H259V257H258ZM14 260H16V259L14 258L11 262H13ZM235 260H236V259H234V262H235V264H236V261H235ZM0 261H1V260H0ZM14 262H15V261H14ZM237 262H238V259H237ZM4 264H5V263H4ZM95 264H97V263H95ZM231 264H232V262H231ZM233 264H234V263H233ZM237 264H238V263H237ZM239 264H242V262H239ZM243 264H244V262H243ZM253 264H254V263H253Z\"/></svg>","mask_w":264,"mask_h":264},{"label":"rangeland","instance_id":"obj_4","mask_svg":"<svg viewBox=\"0 0 264 264\" xmlns=\"http://www.w3.org/2000/svg\"><path fill=\"white\" fill-rule=\"evenodd\" d=\"M64 2H62L61 3V6L62 5H64L63 4ZM244 25V26H246V27H248V28H250L251 26H252V24L248 21V19L247 18H245L244 20H243V22H241V25ZM197 32L199 33L200 31L199 30H197L196 31V34H197ZM201 34H202V32H201ZM200 33L198 34V36L199 35H201ZM167 61V63L169 64V69H171V66H172V68H175V67H177L171 60H166ZM182 73H183V75H182ZM179 74L180 75H182V77H183V80H187V76H186V74H185V72H184V70H180V72H179ZM127 87H129V85H127ZM187 113H189V111H187ZM174 149L176 150V151H180V148H179V146H177V145H174ZM212 180L214 181V177H212ZM221 190H224L223 188L221 189ZM220 190V191H221ZM247 200H254V199H256L257 198V196H256V193L255 192H252V193H249L246 197H245ZM221 203L224 205V206H226V207H231L233 204H232V201H231V199H230V197H228V196H226V197H224V198H222L221 199ZM198 256V255H197ZM224 258L226 259L227 258V252H225V254H224Z\"/></svg>","mask_w":264,"mask_h":264},{"label":"built area","instance_id":"obj_5","mask_svg":"<svg viewBox=\"0 0 264 264\" xmlns=\"http://www.w3.org/2000/svg\"><path fill=\"white\" fill-rule=\"evenodd\" d=\"M66 0H48L45 3V8L49 11H56L58 10V13H60V9L64 6H61V2H64L65 4ZM113 19V16H112ZM258 264H264V261H260Z\"/></svg>","mask_w":264,"mask_h":264}]
</instances>
